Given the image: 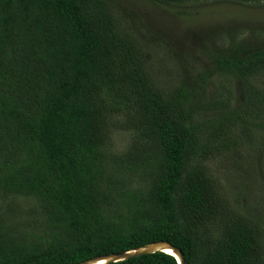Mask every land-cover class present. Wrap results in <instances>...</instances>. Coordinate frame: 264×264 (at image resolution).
Segmentation results:
<instances>
[{"label":"trees","instance_id":"1","mask_svg":"<svg viewBox=\"0 0 264 264\" xmlns=\"http://www.w3.org/2000/svg\"><path fill=\"white\" fill-rule=\"evenodd\" d=\"M137 1L187 15L209 0H0V264L157 242L186 264H264V39L228 29L221 48L177 49ZM116 131L132 133L122 153ZM122 207L125 226L108 217Z\"/></svg>","mask_w":264,"mask_h":264},{"label":"rangeland","instance_id":"2","mask_svg":"<svg viewBox=\"0 0 264 264\" xmlns=\"http://www.w3.org/2000/svg\"><path fill=\"white\" fill-rule=\"evenodd\" d=\"M133 8L138 11L137 14L144 20L150 31L162 39L171 41L172 46L177 49L185 46L186 43L197 46L203 42H208V46L221 48L223 43L220 38H224L222 34L228 29H242L246 36L254 29L256 32L259 31L257 38L264 39V2L241 4L233 0H209L202 2L200 8L191 9L187 15L178 14L177 9L153 6L145 1H137ZM229 86L235 92L234 103L238 106L242 100L240 83L230 80ZM212 116L207 114L197 119L202 121ZM131 135L130 132L116 131L113 135V151L122 153L127 148ZM261 174L264 177V169ZM226 175L228 176V172ZM7 200L8 198L0 193V203L3 205ZM9 200H15L24 207L37 204V199L33 196L17 195ZM132 211L131 207L129 209L122 207V210L113 212L108 217L117 225L125 226Z\"/></svg>","mask_w":264,"mask_h":264},{"label":"water","instance_id":"3","mask_svg":"<svg viewBox=\"0 0 264 264\" xmlns=\"http://www.w3.org/2000/svg\"><path fill=\"white\" fill-rule=\"evenodd\" d=\"M165 250L173 251L177 255V256L175 255H171V256H173L177 260L178 264H186L184 255L181 252V250L172 246L168 242L153 243L141 249H136L130 252L122 253V254H113V255H108V256L96 257L94 259L88 260L80 264H108L111 262H120V261L129 260L131 258L138 257L143 254H153L156 252L166 253Z\"/></svg>","mask_w":264,"mask_h":264},{"label":"bare ground","instance_id":"4","mask_svg":"<svg viewBox=\"0 0 264 264\" xmlns=\"http://www.w3.org/2000/svg\"><path fill=\"white\" fill-rule=\"evenodd\" d=\"M166 251V253H168L169 255H175V256H177L173 251H170V250H165Z\"/></svg>","mask_w":264,"mask_h":264}]
</instances>
